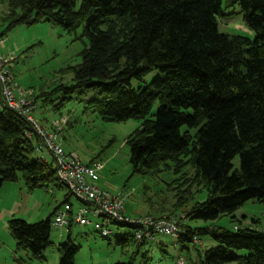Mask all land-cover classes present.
<instances>
[{
  "label": "trees",
  "instance_id": "1",
  "mask_svg": "<svg viewBox=\"0 0 264 264\" xmlns=\"http://www.w3.org/2000/svg\"><path fill=\"white\" fill-rule=\"evenodd\" d=\"M231 2L240 4L253 39L220 31L223 0H7L0 20L6 30L41 20L69 32L83 26L88 44L82 61L68 67L73 84L56 87L65 92L54 109L60 112L76 91L97 90L102 96L87 101L86 109L105 120L141 119L126 140L133 173L170 174L169 185L177 189L175 212L187 208L188 219L212 221L224 215L235 219L247 201H264V0ZM152 69L167 76L143 89L131 85ZM156 101L160 106L152 114ZM0 102V189L22 180L30 192L64 186L53 160L34 157L41 139L27 137L30 122ZM202 190L207 198L194 202ZM71 197L68 191L57 208L73 204ZM57 208L37 222L9 219L17 250L45 260ZM73 224L58 245L59 264H76L80 245L71 238ZM181 227L186 232L179 243L206 234L219 244L204 250L201 264H264V230L256 226L231 230L181 222ZM133 239L138 248L146 244ZM128 240L127 234L116 235L122 246ZM240 249L249 254H238Z\"/></svg>",
  "mask_w": 264,
  "mask_h": 264
},
{
  "label": "rangeland",
  "instance_id": "2",
  "mask_svg": "<svg viewBox=\"0 0 264 264\" xmlns=\"http://www.w3.org/2000/svg\"><path fill=\"white\" fill-rule=\"evenodd\" d=\"M7 0H0V15L7 11ZM80 8V2L75 9ZM223 15L219 16V29L227 34H241L253 39L255 33L248 28L243 20L241 6L231 0H223ZM6 24L0 20V34L6 30ZM0 54L13 59L11 70L21 87L33 90L38 96L37 109L34 116L49 132L57 135L56 142L66 153H74L82 162L95 165L102 164L97 172L95 183L112 194H123L127 197L125 209L132 217L141 214L171 215L183 217V222L194 228L218 226L235 230L238 226H256L264 230V201L255 199L247 201L235 211V219L224 215L216 220L203 221L188 219L186 209L174 210L177 189L169 185L171 175L166 172L143 175L134 174L130 163L128 136L138 128L141 119L125 121L105 120L98 113L86 109V103L102 95L97 90L86 94L76 91L73 98L61 111H56L53 105L58 104L65 90L55 91L61 83L73 84L74 73L68 70L82 61L81 52L88 44V38L83 35V26L74 31H67L62 26L51 21L41 20L32 25L20 24L6 30L0 37ZM167 73L152 69L142 79H133L131 85L145 88L155 78H165ZM48 93L46 95V93ZM48 99V100H47ZM160 106L156 101L151 113L154 114ZM0 109H2L0 105ZM65 118L66 122H62ZM54 121L59 122L55 125ZM51 125V127L49 126ZM50 127V128H49ZM48 161L56 159L54 155L44 152ZM42 155L35 152L34 157ZM239 166L238 157L234 160ZM25 185L24 181L9 182ZM21 183V184H20ZM24 187V186H23ZM69 189L65 186L51 185L49 189L36 188L29 191L27 187L18 190V200L22 203L18 218L28 222H37L49 216V210L64 201ZM207 198L206 190L197 193V201ZM75 206L78 199L71 197ZM25 204V205H24ZM38 204V205H37ZM36 210L25 212V207ZM54 219V218H53ZM255 220V221H253ZM1 222V221H0ZM117 234H127L128 244L122 246L116 241ZM133 229L128 226H113L112 234L103 238L92 225L73 224L72 240L80 245L76 255V264H201L204 250L219 246L209 235L201 234L200 243H176L168 236H158L154 242H148L138 248L134 241ZM69 236L68 228H58L52 224L51 241L45 251V260H33L28 251L16 249V241L11 236L8 224H0V264H59V244ZM164 244H161V243ZM240 255L247 256L246 249L236 250ZM17 259L22 260L18 262ZM237 264V263H228Z\"/></svg>",
  "mask_w": 264,
  "mask_h": 264
},
{
  "label": "built area",
  "instance_id": "3",
  "mask_svg": "<svg viewBox=\"0 0 264 264\" xmlns=\"http://www.w3.org/2000/svg\"><path fill=\"white\" fill-rule=\"evenodd\" d=\"M0 42L4 43V39ZM12 62L11 57L0 54V100L30 122L32 127L27 131V137H40L36 151L42 153L43 160H46L44 152L49 151L54 155L60 183L78 199L75 209L70 202L58 207L52 224L58 228H66L70 223L92 225L103 237L112 234L113 226H128L133 229V237L138 242H154L158 236H168L179 243L180 235L186 232L181 227L182 217L150 213L132 217L125 209V195L112 194L95 183L97 172L102 168L101 163H84L74 153H66L62 149L56 142L57 135L49 132L34 116L37 109L34 92L20 86L11 70ZM63 121L66 122L65 118ZM54 123L59 125L57 121ZM193 242L200 243L199 237L195 236ZM179 263L182 264L183 260Z\"/></svg>",
  "mask_w": 264,
  "mask_h": 264
},
{
  "label": "crops",
  "instance_id": "4",
  "mask_svg": "<svg viewBox=\"0 0 264 264\" xmlns=\"http://www.w3.org/2000/svg\"><path fill=\"white\" fill-rule=\"evenodd\" d=\"M1 107L2 104L0 102ZM51 127V125H49ZM49 127V128H50ZM47 159V158H46ZM21 184V183H20ZM24 186V187H23ZM25 185H19L18 183H9L5 182L3 186L0 189V224H8V221L11 217H18L20 214V209L23 207L22 203L18 200V190L21 192L23 188L25 189ZM49 189V188H48ZM25 205V204H24ZM38 205V204H37ZM74 205V204H73ZM78 206V204H77ZM77 206H73L74 209ZM57 206L53 207L51 210H49V213L52 214ZM37 206L35 208L30 209L29 207H25V212L30 213L33 210H36ZM49 214V215H50ZM161 244H164L163 242ZM18 260V259H17Z\"/></svg>",
  "mask_w": 264,
  "mask_h": 264
}]
</instances>
